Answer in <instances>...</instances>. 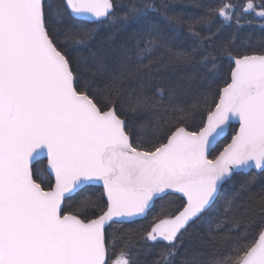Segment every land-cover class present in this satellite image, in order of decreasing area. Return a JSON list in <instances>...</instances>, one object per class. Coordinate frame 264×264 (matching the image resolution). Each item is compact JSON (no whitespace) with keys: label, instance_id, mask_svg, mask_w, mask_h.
I'll list each match as a JSON object with an SVG mask.
<instances>
[{"label":"snow or ice","instance_id":"obj_1","mask_svg":"<svg viewBox=\"0 0 264 264\" xmlns=\"http://www.w3.org/2000/svg\"><path fill=\"white\" fill-rule=\"evenodd\" d=\"M205 222L264 264V0H0V264H176Z\"/></svg>","mask_w":264,"mask_h":264},{"label":"trees","instance_id":"obj_2","mask_svg":"<svg viewBox=\"0 0 264 264\" xmlns=\"http://www.w3.org/2000/svg\"><path fill=\"white\" fill-rule=\"evenodd\" d=\"M217 0H203V3L205 4H214ZM187 11H200L195 9H187ZM249 19H251V16H249ZM91 26V25H89ZM228 31H231V29H228ZM248 31L253 32H259V26L258 23L256 25L252 26H245L244 29H242V33H246ZM188 41L183 37H179L176 41H174V46L178 48H187L188 47ZM239 51H246V49L240 48ZM258 51V49H257ZM229 68H230V61L225 59L222 61V67L219 70V72L216 74L215 77L211 79L210 87L212 89L213 94L218 91V86L222 87L225 81V78L229 74ZM187 75L189 77L196 75L201 77L203 80L207 81V72L206 69L203 66L196 65L190 69H188ZM205 88H207L209 85L207 83H204L203 85ZM199 120L198 118L191 122V128L194 130L197 126ZM236 132V127H232L230 136L226 138L224 141H222L216 150L213 152V155L217 154L220 150H222L223 146L230 142L231 136L234 135ZM34 167L38 168H44L46 167V161H40L37 165ZM47 187V185H44ZM259 184L255 186L254 190H258ZM90 191L93 193V199H97L100 194L102 193V188L99 187H92ZM83 195V192L78 193L77 196L71 200L65 202V210H72L76 207V204L80 198V196ZM161 203L166 204L169 210L175 211L179 209L181 205V200L177 195H171L164 198V201H157L155 207L153 208L152 212L149 214L148 219L141 220L137 224H125L124 228H139L141 225L147 227L151 221L152 217L156 214L157 211H159ZM208 222H205L203 225L199 226L195 229H190V234L185 236L182 246L180 247V253L176 257V264H182L184 260H188L191 262V264H206V261L208 258L212 255H216L215 248L211 244V242L208 241L207 231H208ZM112 229H109V234H111ZM113 254L110 252L109 256L111 258ZM145 258L141 257V260L143 261ZM148 260L151 259V257H147Z\"/></svg>","mask_w":264,"mask_h":264},{"label":"water","instance_id":"obj_3","mask_svg":"<svg viewBox=\"0 0 264 264\" xmlns=\"http://www.w3.org/2000/svg\"><path fill=\"white\" fill-rule=\"evenodd\" d=\"M232 127H236V131H238V129H239V124H238V122H233L232 126L229 128V130H228V132L225 134V136H224L223 138H221V139L219 140V142L215 145V148H214L213 152L216 150V148L218 147V145H219L222 141H224L226 138H228V137L230 136V133H231V129H232ZM43 160L46 161V158L43 159ZM43 160H41V161H43ZM39 162H40V161H39ZM46 164H47V161H46ZM93 187H99V188H102V187H100V186H93ZM177 196H178V195H177ZM157 201H159V200H157Z\"/></svg>","mask_w":264,"mask_h":264}]
</instances>
